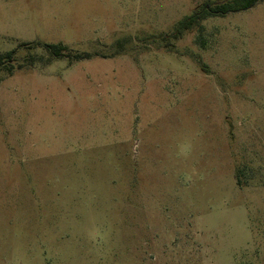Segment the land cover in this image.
I'll list each match as a JSON object with an SVG mask.
<instances>
[{
    "label": "rangeland",
    "instance_id": "374dc122",
    "mask_svg": "<svg viewBox=\"0 0 264 264\" xmlns=\"http://www.w3.org/2000/svg\"><path fill=\"white\" fill-rule=\"evenodd\" d=\"M207 1L0 0V264H264V0Z\"/></svg>",
    "mask_w": 264,
    "mask_h": 264
},
{
    "label": "trees",
    "instance_id": "16d2710c",
    "mask_svg": "<svg viewBox=\"0 0 264 264\" xmlns=\"http://www.w3.org/2000/svg\"><path fill=\"white\" fill-rule=\"evenodd\" d=\"M263 0H227L222 3H214L211 1L204 2L200 8L195 10L191 15L184 17L175 26L173 37L180 39L186 32L193 30H201L204 22L209 18L226 17L233 13H239L249 10L258 5ZM27 47L29 50L42 48L50 54V56L58 59L72 58L70 49L63 44H24L21 47ZM18 51L0 52V70L13 74L15 63L18 59ZM77 60L88 59L90 54H76ZM21 67H19L20 69Z\"/></svg>",
    "mask_w": 264,
    "mask_h": 264
}]
</instances>
